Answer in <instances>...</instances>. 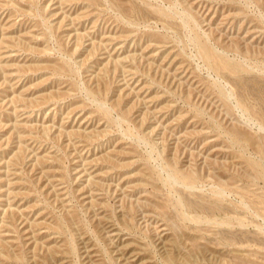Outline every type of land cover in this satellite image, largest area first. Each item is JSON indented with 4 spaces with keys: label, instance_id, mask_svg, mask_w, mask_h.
Returning a JSON list of instances; mask_svg holds the SVG:
<instances>
[{
    "label": "rangeland",
    "instance_id": "rangeland-1",
    "mask_svg": "<svg viewBox=\"0 0 264 264\" xmlns=\"http://www.w3.org/2000/svg\"><path fill=\"white\" fill-rule=\"evenodd\" d=\"M0 264H264V0H0Z\"/></svg>",
    "mask_w": 264,
    "mask_h": 264
},
{
    "label": "bare ground",
    "instance_id": "bare-ground-1",
    "mask_svg": "<svg viewBox=\"0 0 264 264\" xmlns=\"http://www.w3.org/2000/svg\"><path fill=\"white\" fill-rule=\"evenodd\" d=\"M209 56L211 57V53H209ZM214 61H216V63L219 65H223V66H225V67H228L229 69H231V68H234V67H231V66H229V65H227V64H225V63H223V62H221V61H218V60H214Z\"/></svg>",
    "mask_w": 264,
    "mask_h": 264
}]
</instances>
